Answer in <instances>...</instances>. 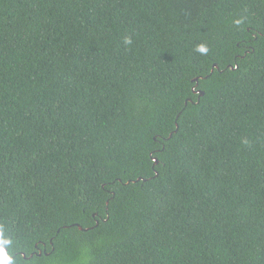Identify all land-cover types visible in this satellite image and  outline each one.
Wrapping results in <instances>:
<instances>
[{
    "label": "trees",
    "instance_id": "16d2710c",
    "mask_svg": "<svg viewBox=\"0 0 264 264\" xmlns=\"http://www.w3.org/2000/svg\"><path fill=\"white\" fill-rule=\"evenodd\" d=\"M0 249L264 264V0H0Z\"/></svg>",
    "mask_w": 264,
    "mask_h": 264
},
{
    "label": "water",
    "instance_id": "95a60500",
    "mask_svg": "<svg viewBox=\"0 0 264 264\" xmlns=\"http://www.w3.org/2000/svg\"><path fill=\"white\" fill-rule=\"evenodd\" d=\"M213 68H217V66L214 65ZM212 71H213V69H212ZM212 71H211V72H212ZM198 94H199V97H202V96H203V93H201V92H200V93L198 92ZM128 183H129V182H128ZM78 229H79V230H82L80 227H78Z\"/></svg>",
    "mask_w": 264,
    "mask_h": 264
},
{
    "label": "snow or ice",
    "instance_id": "6c2138e0",
    "mask_svg": "<svg viewBox=\"0 0 264 264\" xmlns=\"http://www.w3.org/2000/svg\"><path fill=\"white\" fill-rule=\"evenodd\" d=\"M4 243L6 244V243H7V241H4ZM0 252H3V249H0Z\"/></svg>",
    "mask_w": 264,
    "mask_h": 264
}]
</instances>
